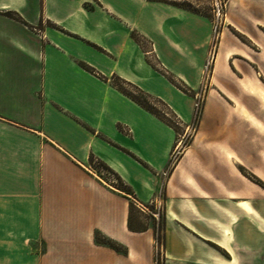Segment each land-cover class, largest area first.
I'll return each instance as SVG.
<instances>
[{
  "label": "crops",
  "instance_id": "crops-1",
  "mask_svg": "<svg viewBox=\"0 0 264 264\" xmlns=\"http://www.w3.org/2000/svg\"><path fill=\"white\" fill-rule=\"evenodd\" d=\"M213 32L209 15L165 0H0V264H155L154 229L129 222L132 201L159 197L165 264H259L264 187L242 168L255 117L225 103L257 83L234 78L240 56L264 76V0H228L199 130L176 164V129L114 81L186 126L195 96L178 83L203 85Z\"/></svg>",
  "mask_w": 264,
  "mask_h": 264
},
{
  "label": "rangeland",
  "instance_id": "rangeland-1",
  "mask_svg": "<svg viewBox=\"0 0 264 264\" xmlns=\"http://www.w3.org/2000/svg\"><path fill=\"white\" fill-rule=\"evenodd\" d=\"M165 1H170V2L176 3L178 5H181L183 7H186L188 9L194 10L196 12L209 15L213 21V26L215 25V23L217 21V15L214 11L217 2H220L221 5H223V7H224L223 8L224 13H223V16L221 17V22L219 21L216 23L215 26H217V28L213 32L212 56L209 60L208 70H206V73L204 75V83L200 88H198V90L196 92V93H200L202 95V97H201V109H200V113L198 115L197 120L194 121V119H193L192 122L190 123V124H193V122H194V126L191 127V129L189 130L188 135L186 136L185 141H184L185 144H189L190 141L193 139V137L197 134V132L199 130L200 120H201L202 113L204 110L206 98H207L209 89L211 87L210 82H211V77L213 75V70H214L213 62H214V58L216 59L215 55H217L218 45H219V42L221 39V36H220L221 31L224 28V22H225V18H226L228 0H165ZM243 40L245 42H247L246 38H244V37H243ZM261 57L264 58L263 55ZM240 59H242V60H239V61L237 60V62H241V64H242L241 71L238 72L236 70L238 76L237 77L234 76V78L238 82V77L242 78V79H247L248 76H251L252 81H253L252 83L253 84H254V82H257V83L254 85V88L251 90L247 85L248 81L247 80L242 81L241 82L242 87L240 86L239 88H237L238 92H239V93H237V96L233 95L232 96L233 100H229L230 104L234 105V107L230 106L227 103H225V104H226V107L228 108V112L229 113H235L238 115V117L246 118L249 113H251V115H254L253 117H255V119L252 118V121H253V124L256 126L255 132H256L257 137L255 138L256 142H255V145L253 147V154H252L253 159H251L250 157L248 158L247 155H249V154H246L244 157V163L245 164H244V167H242V168H243V171L246 175H248L251 179H253L257 183H259V185L261 187H264V180H262L260 177L251 173V170L253 169L255 171H259L264 177V84L260 80L261 78H262V80H264V76L261 73V69L259 67V65H260L259 61H258V63L257 62L252 63L254 65L256 71H257V73H256L253 69L251 70V68L248 66L247 60H250V57L247 58V57H241L240 56ZM151 60H153V59H151ZM153 61L155 62V64H158V62L156 60H153ZM238 68H240V64L238 65ZM258 71L260 72V75H259ZM257 75L259 76V78L257 77ZM261 75H262V77H261ZM176 83H178V82H176ZM178 84L182 90H184L185 92H187L189 94H193L195 96L196 93H194V91L190 90L189 88L182 85L181 83H178ZM251 91L253 93H250ZM222 94H223V96H225V93H222ZM250 94H252V95H250ZM153 105L158 110H160L161 113H163V112L168 113L170 116L169 118H176L177 117V115L173 111H171L165 104L159 103L158 101H155V103ZM210 107H211V109L213 107L215 109L217 108L216 104H214V103H210ZM225 115L227 116V114L224 113L223 118H226ZM256 119H258V121ZM259 120L262 121L263 124ZM226 121L227 120H225V122ZM182 124L183 125L177 126V129H178L177 132H182L183 129H186V128H184L185 124L184 123H182ZM232 145H234V147H236V148H237V146H239L238 144H235L234 142ZM178 160H177V162H178ZM94 165L96 166L98 173L104 179H106L110 183H114V184L119 183L118 179L106 167H104L103 164L97 163ZM259 199L261 201L263 200V202H264V191H262L261 189H260ZM260 205H261V202H260ZM150 209L154 210L151 205H150ZM146 214H150V213H146ZM143 220H144V222L149 223L150 217L144 216ZM263 240L260 239V243H259L260 244L259 245L260 246L259 264H264V247H263V242H262ZM224 243L229 246V244L226 243L225 241H224ZM163 250H164V247H163ZM160 264H165V257H164V260H160ZM231 264H235V261L232 262Z\"/></svg>",
  "mask_w": 264,
  "mask_h": 264
},
{
  "label": "trees",
  "instance_id": "trees-1",
  "mask_svg": "<svg viewBox=\"0 0 264 264\" xmlns=\"http://www.w3.org/2000/svg\"><path fill=\"white\" fill-rule=\"evenodd\" d=\"M10 16L15 17L14 14L8 13ZM114 81L116 82V85L119 87L120 90L124 91L128 95H130L132 98H134L137 102H139L141 105L146 107L148 110L154 112L158 116L163 117L166 119L175 129H177V125L174 123L173 118H169L166 115V112L161 113L160 110H158L153 104L155 101H158L159 103H163L158 99H155L152 97L150 94L145 92L144 90L140 89L137 86H134L133 84L125 81L124 79L115 76ZM130 87V89L128 88ZM164 104V103H163ZM188 145V144H187ZM104 167H106L119 181L118 184H116V187L119 188L120 190L133 195V190L132 188L124 182V180L113 170L111 169L108 165L103 164ZM148 204V203H147ZM150 204V203H149ZM154 209V205H151ZM144 216H149L150 217V222H144L143 217ZM130 228L134 231H144L148 229L149 227H152L154 229V234L155 238L158 237L160 243L165 246V225H166V217L164 215V208L162 207L160 211V216L159 218H156L152 213L146 214L144 211H142L137 204L135 203V200L132 201L131 203V211H130ZM109 243L113 246H115L114 243L110 242Z\"/></svg>",
  "mask_w": 264,
  "mask_h": 264
},
{
  "label": "built area",
  "instance_id": "built-area-1",
  "mask_svg": "<svg viewBox=\"0 0 264 264\" xmlns=\"http://www.w3.org/2000/svg\"><path fill=\"white\" fill-rule=\"evenodd\" d=\"M223 8H224L223 5H221L220 2H217L215 10H214L217 15L216 23L219 21L221 22V17L223 16V13H224ZM215 25H214V30H216L217 28V26ZM208 67H209V61L207 62L206 70H208ZM201 97L202 95L200 93L195 94L194 118H193L194 121L197 120L198 115L200 113ZM166 115L170 117L168 113H166ZM173 121L177 126L183 125L182 124L183 122L178 116L176 118H173ZM193 126H194V122L193 124H188L187 126H184V128L186 129H183L182 132H177L176 144L172 150L171 157H170L171 165H174L177 162V160L181 157L182 153L184 152L187 146V144L184 143L185 138L188 135L189 130ZM135 203L145 213H152L156 218H159L160 211L163 207V201L161 197L157 198L155 201L151 202L150 204L142 203L137 200H135ZM150 205H154V210L150 209ZM162 246L163 245L160 243L158 237H156L155 238V264H160V260H164V250Z\"/></svg>",
  "mask_w": 264,
  "mask_h": 264
}]
</instances>
